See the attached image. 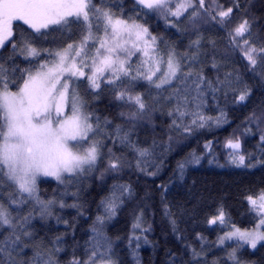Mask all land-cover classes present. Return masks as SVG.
<instances>
[{
	"label": "snow or ice",
	"instance_id": "1",
	"mask_svg": "<svg viewBox=\"0 0 264 264\" xmlns=\"http://www.w3.org/2000/svg\"><path fill=\"white\" fill-rule=\"evenodd\" d=\"M204 162L262 173L242 221L187 185ZM145 247L264 264V0H0V264H142Z\"/></svg>",
	"mask_w": 264,
	"mask_h": 264
},
{
	"label": "trees",
	"instance_id": "2",
	"mask_svg": "<svg viewBox=\"0 0 264 264\" xmlns=\"http://www.w3.org/2000/svg\"><path fill=\"white\" fill-rule=\"evenodd\" d=\"M155 23L154 21L152 22ZM231 131V129H228ZM225 132H217L216 135L223 139ZM208 138H212L211 133H207ZM203 141L201 140V143ZM223 163V159L220 161ZM174 159L168 162L167 167L162 172V179L168 181L171 176V168L174 167ZM262 173L258 170H255L254 175H247L240 170L231 169L228 167L219 168L215 165H208L207 162L203 163L202 167L189 170L186 175L187 185L191 186L192 182L195 181V190L199 192H210L213 196L221 195L225 197V203L228 206V210L231 213L232 219L234 221L240 222L244 219V206L239 202L237 198V193L240 189L244 188L252 181L258 182L261 178ZM135 180V177H132ZM161 180H157L156 183L159 184ZM141 186H144V181H141ZM185 189L175 188L173 190V195L177 199H183L185 197ZM157 227L151 237L154 240L160 241L163 245L165 240V234L163 229L165 225L160 220L159 216L156 218ZM124 227V220L121 219L120 223H117L115 226L116 231L121 230ZM183 227V225H182ZM219 231V229H217ZM203 235L206 237L207 241L211 242L216 239V232L204 231ZM168 246H173L172 237H168ZM142 257V264H152V261L156 259V256L153 254V251L149 247L141 249L140 253Z\"/></svg>",
	"mask_w": 264,
	"mask_h": 264
}]
</instances>
